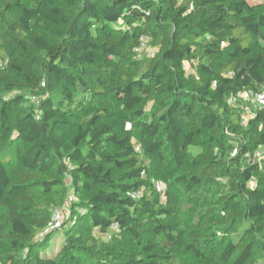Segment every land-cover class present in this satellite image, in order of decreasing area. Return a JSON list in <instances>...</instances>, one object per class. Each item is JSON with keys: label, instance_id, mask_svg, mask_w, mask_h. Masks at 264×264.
<instances>
[{"label": "trees", "instance_id": "1", "mask_svg": "<svg viewBox=\"0 0 264 264\" xmlns=\"http://www.w3.org/2000/svg\"><path fill=\"white\" fill-rule=\"evenodd\" d=\"M0 59V264H264V1L0 0Z\"/></svg>", "mask_w": 264, "mask_h": 264}, {"label": "built area", "instance_id": "2", "mask_svg": "<svg viewBox=\"0 0 264 264\" xmlns=\"http://www.w3.org/2000/svg\"><path fill=\"white\" fill-rule=\"evenodd\" d=\"M149 38L146 36H142L139 40V46L135 49L136 54L142 58L143 53L146 51L147 55L150 57H154L155 50L149 47ZM4 67V62L0 59V68ZM231 102L240 108L245 115V117H253L257 110H261L264 108V88L259 89L258 91H245L239 96H232ZM35 103L38 104L39 101L35 100ZM136 152H141L139 147L136 148ZM237 153L234 152L233 156ZM252 159H264V148H260L256 150L253 154L249 155ZM157 192L164 196V186L161 183L156 185ZM132 197L135 199H139L141 197V193L135 192ZM73 197L70 196L66 205L62 208L55 209L53 212V217L51 223L49 225V231L60 230L62 228L63 222V213L68 212L70 206L73 202ZM112 230L118 232V226H113Z\"/></svg>", "mask_w": 264, "mask_h": 264}, {"label": "rangeland", "instance_id": "3", "mask_svg": "<svg viewBox=\"0 0 264 264\" xmlns=\"http://www.w3.org/2000/svg\"><path fill=\"white\" fill-rule=\"evenodd\" d=\"M254 1L262 2L264 0H254ZM150 48L154 49V47H152V46H150ZM143 55L147 56L146 51L143 53ZM101 238L103 240H108L109 239L108 236H102ZM63 241H64V230L62 229V230L56 231L54 236H53V238H52V240L50 241V243L48 245V251L45 253V255L51 254L52 252L54 253V251H56L62 245Z\"/></svg>", "mask_w": 264, "mask_h": 264}]
</instances>
